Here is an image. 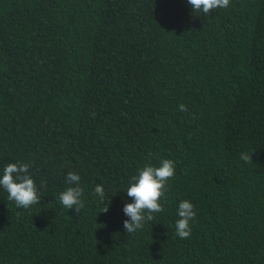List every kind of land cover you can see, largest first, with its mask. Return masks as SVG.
<instances>
[{
	"label": "trees",
	"instance_id": "trees-1",
	"mask_svg": "<svg viewBox=\"0 0 264 264\" xmlns=\"http://www.w3.org/2000/svg\"><path fill=\"white\" fill-rule=\"evenodd\" d=\"M163 159V211L127 234L126 189ZM8 163L30 164L41 199L18 208L0 188V264H264V0L207 15L188 0H0V176ZM69 172L78 215L59 202Z\"/></svg>",
	"mask_w": 264,
	"mask_h": 264
},
{
	"label": "clouds",
	"instance_id": "clouds-1",
	"mask_svg": "<svg viewBox=\"0 0 264 264\" xmlns=\"http://www.w3.org/2000/svg\"><path fill=\"white\" fill-rule=\"evenodd\" d=\"M193 11H202L205 15L217 8H227L230 0H188ZM179 111L186 112L187 107L180 104ZM240 158L249 162L252 155L241 153ZM30 164L28 163H8L2 176H0V188L7 192V199L13 201L18 208L28 209L32 205L40 202L37 187L33 178L28 174ZM175 175V165L170 159H163L159 166L146 165L132 177L130 185L126 189L127 196L131 202L125 203L123 213L128 219L123 221V227L127 234L135 233L143 228L146 222L154 219V214L163 211L160 203L164 196L167 181ZM81 177L75 172H69L66 176V183L69 186L59 194V202L66 209H75L78 215L84 207L81 199L83 189L80 187ZM94 194L98 195L103 202L105 189L97 184ZM108 206L101 212H108ZM177 213L179 219L175 222V233L181 239H186L191 234L190 221L196 217L193 204L188 200H182L178 204Z\"/></svg>",
	"mask_w": 264,
	"mask_h": 264
}]
</instances>
